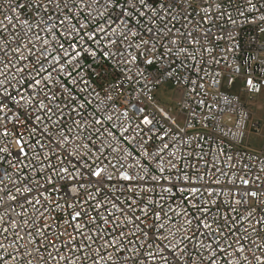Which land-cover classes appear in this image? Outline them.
<instances>
[{
  "label": "built area",
  "instance_id": "obj_1",
  "mask_svg": "<svg viewBox=\"0 0 264 264\" xmlns=\"http://www.w3.org/2000/svg\"><path fill=\"white\" fill-rule=\"evenodd\" d=\"M58 2L64 15L72 19V14L64 9V0ZM18 3L24 7L16 8ZM36 3L37 0H0V23L5 26L0 28V33H3L0 35V45L7 50V57L4 51H0V66L6 59L16 60L12 49L20 46L17 41L37 51L41 48L42 40H51L52 35L59 36L56 31L59 26L57 18L63 17L54 5H48L45 15L34 7ZM43 3L48 4V0H43ZM78 3L91 4V7L78 13L80 22L89 31L104 28L117 43L103 47L108 43V38H98L90 45L95 55L85 53L80 58V64L76 65L77 72L86 83L78 84L73 93L83 109L78 110V114L68 113L65 116L66 127L63 131L68 135L71 130V143L65 144L60 140L59 130L51 126L47 133L50 140L39 135L32 138L27 134L25 139L33 147L37 139L43 145L52 143L53 146L56 141H60L61 147L56 149L57 156L48 162L54 166L62 163L73 175L74 169L79 170L81 185L97 197V202L104 205L105 201L112 200L124 209L125 215H121L111 205H107V210L99 209L104 216L109 212L114 213L121 225L126 224L128 217L144 220L140 209L145 205H148L149 211L146 220L148 225L154 219L153 208L161 217L169 208L177 212L186 209L190 214L199 215L184 202L183 196L187 193H180L177 188H173L171 193L163 190L173 183L178 187H186L185 183L174 178L185 172L192 176L199 170L205 181L215 189L211 199L216 200V205L210 206L211 212L227 214L230 220L240 221L239 235L245 237L241 241L245 248L243 254L236 255L229 249L225 257L217 259L216 264H222L225 258L237 264L244 257L247 258V264H264V228L256 224V220L264 217V208L261 207L264 205V144L261 148H255L248 143L250 133L254 131L260 134L262 126L261 122L253 121L248 100H253L255 95L264 90V0H167L170 9L160 19H155L146 8L140 7L137 0H115L116 5L123 7L113 6L109 0H98L97 3L78 0ZM149 3L154 9H159L165 0H149ZM10 5L14 11L10 10ZM134 5L136 11L146 13V16H137L136 11H133ZM123 9L132 13V17L121 15ZM6 17H12L11 23ZM49 17L52 19L49 20ZM117 18L128 19L127 29L119 24ZM136 20H139V24H136ZM45 21L52 26V34L47 33ZM73 23H76L74 19ZM113 29L115 33L130 30L137 35L117 38ZM4 35L8 37L7 42ZM37 36L40 37L39 41ZM9 44L11 48H8ZM48 47L51 50L56 45ZM103 51L115 53V56L109 59L102 55ZM76 74L73 73L74 76ZM249 80L255 87L248 84ZM168 81L182 91L175 106L166 105L157 96L159 86ZM238 82L247 100H243L240 93L230 91ZM9 108L12 112H18L21 121H26L29 128L36 126L35 116L25 115L31 113L30 107L18 108L9 103ZM153 114L155 119L152 125L141 123L143 116L151 117ZM8 115L10 117L11 112ZM73 120L78 121L81 127L77 128ZM96 120H100L101 124H96ZM0 123H5L10 133L26 131L20 122H17L16 128H13L11 120ZM149 128L152 130L149 131ZM14 138L0 134V149H9L8 152L0 151V258H3V264H37L36 259L27 253L32 252L28 241L33 217L37 223L40 218L34 208L25 203L20 193L32 187V183H38L42 190L47 188L45 196L55 193L53 202L58 201L61 208L51 213L55 218L49 221L52 224L49 230L52 233L49 236L51 240L57 239L55 234L62 232L64 221L70 219L68 212L71 209L66 205L74 203L72 197L76 195L78 200L85 197L82 191L79 195L73 193V187H79L74 180L64 174L60 177L55 174L60 171L58 166L55 172L45 175L31 147H25L28 156H20L18 162V149L10 146ZM164 144L168 148L161 152ZM36 151L40 153V149ZM43 155L50 156V150L45 148ZM161 166L165 169L163 173L159 171ZM97 168L105 169L102 187L98 183L100 178L89 174ZM124 172L132 175L133 180L125 181L121 175ZM160 176L173 179L167 182L163 179L154 182L151 179ZM140 177L144 179L140 180ZM216 179L221 182L220 185L212 183ZM243 179L249 180V183L243 184ZM249 191L258 192L259 197H244V193ZM216 192H222L223 195L218 198ZM25 194L29 200L32 199L31 193ZM242 197L247 200V204L236 203ZM208 199L205 193L193 203L200 204L201 200ZM148 201H154L155 204L149 205ZM125 204H132L133 211L125 208ZM88 211L91 216L96 215L91 207ZM249 211L255 212L256 216L250 220L242 219ZM168 215L173 217L174 231L175 226L181 225L183 221L173 213ZM163 222L168 223L167 220ZM97 223L100 221L97 220ZM194 225L195 221L191 227L183 225L190 229L187 232L190 240L179 244V252H175L174 247L181 234L177 233L176 238L171 239L170 246L163 253L170 264H178L181 254L184 264H207L209 252L204 245L211 244V239L206 238L203 228L197 230ZM100 226L105 227L103 224ZM118 230L127 234L136 229L133 225ZM107 231H112V225L107 226ZM69 232L78 235L71 228ZM154 232L155 229L149 232L150 238ZM31 235L35 236V232L32 231ZM67 239L65 234L57 240L56 247L60 249L61 256L72 255L62 247V241ZM93 239L96 237L93 236ZM143 239L140 237L141 241ZM149 243H152V239ZM156 243L160 242L156 240ZM98 244L97 241L93 245V252L98 250ZM165 244H169V241H164L160 246ZM36 246L41 247L39 241ZM44 246L55 256L51 245L45 242ZM18 249H23V252ZM150 250L154 249H141L144 253ZM133 251V246L126 244L124 251L117 252L109 248L107 254L101 251V256L106 260L107 255H111L115 264H120L121 260L132 256ZM41 255L46 256L43 247ZM81 259L80 254L76 253V264H80ZM134 259H128V264H134ZM48 264H56V261L49 259ZM87 264H92L91 259ZM97 264H103V261L98 260ZM137 264H146L143 256L139 257Z\"/></svg>",
  "mask_w": 264,
  "mask_h": 264
},
{
  "label": "snow or ice",
  "instance_id": "obj_2",
  "mask_svg": "<svg viewBox=\"0 0 264 264\" xmlns=\"http://www.w3.org/2000/svg\"><path fill=\"white\" fill-rule=\"evenodd\" d=\"M97 2L98 0H91V3ZM109 2L112 3L113 6H120L116 5L115 0H109ZM137 2L140 7L146 8L147 12L151 13L155 19H160L161 15L170 9L167 0H165V3L162 4L159 9L151 7L149 0H137ZM49 4L54 5L56 10L60 13V16L63 17L62 19L59 17L57 18L59 26L56 28V31L59 32V36L52 35L51 40H42L41 48L37 51H32L27 44H24L22 41H17L20 46L12 49L13 54L16 56V60L13 61L11 59H6L2 66H0V89H2V91H0V122L11 120L13 128H16L17 122H20L26 130L25 133H10L7 131L6 124L0 123V134L5 137H15L10 146L18 149V162H20V156H24L25 158L28 156L25 147H31L36 162L41 164L40 170L44 171L45 175H47L48 172H55V168L58 166L60 171L55 174L58 177L64 174L74 180L75 184L79 187H73V193L79 195L82 191L85 198L78 200L76 195L72 197L74 203L66 205L67 208L71 209V211L68 212L70 219L64 221L63 231L55 234L57 239L51 240L49 239V236L52 235V233L49 230L51 229L52 224L49 221L55 219L51 216V213L56 209H60L61 205L58 201L53 202L55 200L54 192L45 196L44 192L48 191V189L44 188L42 190L38 183H32V187L25 188L24 192L20 193V195L23 196L25 203L34 208L40 218L39 223H37L36 218L33 217V227L29 231L30 239L28 241V244L32 247V252L27 253V255L33 256L36 259L37 264H48L49 259L56 261V264H60L61 261L63 264H76V253H79L80 257H82L80 264H87L89 259H91L92 264H97L98 260L103 261V264H115L111 255H107V259L105 260L104 257L101 256V251L107 254L108 249L112 248L113 250L120 252L125 250L126 244H130L135 251L132 252V256L129 258L121 260L120 264H128V259L133 258H135L134 264H137L139 257L141 256L144 257L146 264H170L167 257L163 255L165 249L170 246L171 239H175L177 233H180V238L174 247V251L179 252V244L190 240V237L187 235V232L190 229L184 228L183 225L187 224L191 227L193 226V221H195V228L197 230L203 228L207 234L206 238L211 239V244L204 245L209 252L207 264H216L217 259L225 257V253L228 252L229 249H232L233 253L236 255L243 254L245 248L241 241L245 239V237L239 235L240 221L235 219L230 220L227 214L222 213L217 215L216 213L211 212L210 206L216 205V200L211 199L215 189L211 184L205 181V177L200 174L199 170H196L192 176H189L185 172L174 178L177 181L185 183L187 185L186 187H178L177 184L173 183L170 187L163 189L165 192L171 193L173 188H177L180 193H187L183 196L184 202L191 206L194 212H198L199 215L190 214L186 209L182 212H177L175 209L169 208L167 212H165L164 217H161L159 212L153 208L152 214L154 219L152 224L148 225L146 220L149 211L148 205H145L140 209L145 218L144 220H141L140 217H135V220L128 217L126 219V224L121 225V222L114 213L109 212L108 215L104 216L101 215L99 209L105 208L107 210V205H111V207L116 209V211H119L121 215H125L124 209L119 208L117 203L112 200L105 201L104 205L97 202V197L92 195L86 187L81 185L80 180L78 179L81 175L79 170L74 169L75 175H73L72 173H69L67 168L63 167L62 163L54 166L48 162L50 158L57 156L56 149L61 147L60 141H56L55 146H53L52 143L43 145L40 143V140L37 139L35 146L33 147L30 145L29 140L25 139V134H27L32 138L39 135L50 140L51 137H48L47 133L48 127L51 126L54 130H59L60 140L64 141L65 144L71 143L69 140L71 130H69L68 135H65L63 131V128L66 127L65 116L68 113L78 114V110L83 109V105L76 101V97L73 93L78 84L86 83L83 77L77 72L76 65L80 64V58L85 53L95 55V52H93L90 45L95 43L98 38L101 40L104 37L108 38V43L103 45V47H110L117 43V40L112 39L111 34L104 28H94L89 31L87 26L80 22L78 13L85 8L91 7V4H80L78 3V0H64V9H67V11L72 14V19H69L67 15H64V11L63 9H60L58 0H48V4L43 3V0H37L34 7H36L38 11H43L45 15H47ZM15 7L23 8L24 5L18 3ZM9 8L14 11L11 5ZM73 9H76V11H73ZM133 11H136L135 5L133 6ZM121 15L132 17V13L128 12L126 9L122 10ZM136 15L144 17L146 16V13L136 11ZM6 19L11 23L12 17H6ZM51 19L52 18L49 17V20ZM73 19L76 23H73ZM117 19L119 24H123L125 29H127L129 22L128 19ZM23 23L27 24V21H24ZM44 23L47 33L52 34V26L49 25L47 21ZM136 24H139V20H136ZM109 26L111 27V23ZM4 27L5 26L0 23V28ZM37 27H39V25ZM112 31L117 38H126L129 34L133 36L137 35V33L131 32L130 30L122 33H115V29ZM148 31H151V29ZM0 35H3V33H0ZM4 39L7 42L8 37L4 35ZM36 39L39 41L40 37L37 36ZM144 43L147 45L146 41ZM173 43L176 42L173 41ZM51 44H55L56 47L50 50L48 45ZM98 47H101V45H98ZM8 48H11L10 44L8 45ZM0 51H4L5 57H7V50L3 45H0ZM102 55L111 59L115 56V53L103 51ZM74 72L77 73L75 76L73 75ZM248 84L255 87L251 80L248 81ZM10 88L11 91H9ZM13 93L15 94L13 95ZM9 103L16 105L18 108L30 107L32 110L31 113H25V115H34L36 126L29 128L26 121H21L18 112H12L9 108ZM10 112L11 116L9 117L8 114ZM164 114L167 115V113ZM107 119L110 120L111 117H108ZM154 119V114L151 117L145 115L143 116L141 123L144 125H152ZM95 122L96 124H101L100 120H96ZM72 123L75 124L77 128L81 127L78 121L73 120ZM151 130L152 129L149 128V131ZM45 148L50 150V156H42ZM166 148H168V145L164 144L163 149L160 151L162 152ZM37 149H40L39 154L36 151ZM0 151L8 152L9 149L3 148L0 149ZM72 155H75V153H72ZM145 155H147V153H145ZM157 155H159V153H157ZM173 156H175L174 153ZM171 166L176 167V165ZM159 171L163 173L165 171L164 167L161 166ZM217 171L221 170L217 169ZM262 171H264V169H262ZM89 174L100 178L98 183H100L101 187L103 186V174H105L104 168H97ZM221 174L223 173L221 172ZM121 175L125 181L133 180V176L129 175L127 172L121 173ZM108 179H111V177H108ZM139 179L143 180L144 178L140 177ZM151 179L154 182L161 179L167 182L173 178L160 176L151 177ZM257 179L259 178L257 177ZM48 183L51 184V181L49 180ZM197 183L199 184L198 187L195 186ZM212 183L216 185L221 184L218 179L214 180ZM242 183L248 184L249 180L243 179ZM52 187L54 188L55 185H52ZM161 187L163 188V186ZM131 190L135 191V189ZM97 191H99V189H97ZM144 191H149V189H144ZM25 193H31L32 199L29 200ZM205 193L209 197L208 200H201L200 204L193 203L198 196L202 197ZM215 194L218 198L223 195L222 192H216ZM50 197L52 199H50ZM244 197L258 198L259 194L255 191H249L244 193ZM244 197H242L241 200L236 201V203L243 202L247 204V200L244 199ZM11 199L15 200L16 198L11 197ZM41 201H43V203H41ZM148 204L154 205L155 202L148 201ZM89 207L96 212L95 216L90 215L88 211ZM261 207L264 208V205H261ZM125 208L129 211H133L132 204H125ZM161 211H163V209H161ZM232 211H235V209ZM168 213H173V215L179 216L183 221L181 225L175 226L174 231V224L172 222L173 217L169 216ZM255 216V212L249 211L247 216L242 219L250 220ZM97 220L100 221L99 224L97 223ZM165 220L168 221L167 224L163 222ZM100 224H103L105 227H101ZM256 224L264 228V217H260L256 220ZM109 225H112L111 232L107 231V226ZM133 225L136 230L128 232L127 234L124 231L118 230L121 227H131ZM14 227H19V225H14ZM69 228H71L72 232L78 233V235H72V233L69 232ZM85 229H87V231H85ZM153 229H155V232L153 233V237L150 238L149 232ZM255 230L256 229L254 228L253 231ZM32 231L35 232V236L31 235ZM205 233H201V235H205ZM65 234H67L68 239L62 241V247L68 249L72 254L71 256H61L60 249L56 247L57 240H60ZM93 236H95L96 239H93ZM132 237H135V239H132ZM140 237L144 238L143 241L140 240ZM216 237H220L221 239H217ZM233 237H235L234 240L232 239ZM17 238L23 239L22 237ZM150 239H152V243H149ZM156 240L160 243L157 244ZM229 240L232 242L228 243L227 241ZM38 241L40 242L41 247H43L46 256H42L41 247L36 246ZM97 241L99 242L98 250L93 252L92 247L94 244H97ZM164 241H169V244H165L161 247L160 244H163ZM45 242L46 244L51 245L55 250V256L51 251H48L46 246H44ZM222 243L224 244L223 247H221ZM76 245H79V247H75ZM137 245L139 247H137ZM144 248L154 250L144 253L141 251V249ZM18 251L23 252V249H18ZM89 253H91V256H89ZM189 259H191L190 256ZM201 259L203 260L204 257L202 256ZM0 264H3V258H0ZM178 264H184L182 254L178 260ZM222 264H232V261L225 258L223 259ZM237 264H247V258L244 257V259L238 261Z\"/></svg>",
  "mask_w": 264,
  "mask_h": 264
},
{
  "label": "rangeland",
  "instance_id": "obj_3",
  "mask_svg": "<svg viewBox=\"0 0 264 264\" xmlns=\"http://www.w3.org/2000/svg\"><path fill=\"white\" fill-rule=\"evenodd\" d=\"M241 83L238 82L235 84L233 89H230L232 92H238L241 95L243 100H247V96L244 92L240 91ZM182 91L172 82H164L161 84L157 90L158 98L165 103L166 105L175 106V102L180 97ZM249 106L253 111V121L261 122V133L251 132L249 135L248 143L250 146L255 148H261L264 144V90L255 95L253 100H248ZM252 128V123L249 124V129Z\"/></svg>",
  "mask_w": 264,
  "mask_h": 264
}]
</instances>
